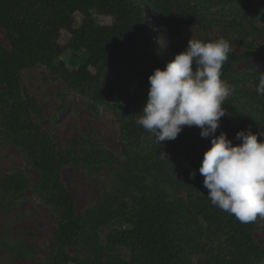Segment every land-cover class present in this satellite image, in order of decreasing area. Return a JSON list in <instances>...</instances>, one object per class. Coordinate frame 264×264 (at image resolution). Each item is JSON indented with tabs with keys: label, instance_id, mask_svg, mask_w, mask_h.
Instances as JSON below:
<instances>
[{
	"label": "trees",
	"instance_id": "trees-1",
	"mask_svg": "<svg viewBox=\"0 0 264 264\" xmlns=\"http://www.w3.org/2000/svg\"><path fill=\"white\" fill-rule=\"evenodd\" d=\"M147 5L166 19L172 33V25L188 24L201 30L204 42L229 41L232 51L221 76L232 88L222 105L225 116L236 124V133L264 132V96L256 91L264 69L246 74L235 69L243 60L262 56L252 38L264 35V0H153ZM98 17L112 23L101 25ZM146 20L140 0H0V28L9 43V48L0 45V144L23 149L28 168L37 176L34 183L21 173L0 176V208L27 189L46 203L54 219L51 264H262L264 248L253 236L257 220L243 223L214 206L203 186L199 167L211 138L182 166L177 158L189 152L187 145L182 147L177 139L157 142L137 123L149 76L168 63ZM212 27L219 36L210 35ZM63 32L69 39L61 45ZM234 45L244 52L235 53ZM67 53L80 60L78 67L68 69L63 60ZM33 66L62 70L65 85L87 101L89 111H110L119 128L124 156L117 173L119 188L104 193L100 204L81 215L61 180L62 165H112L113 158L99 140H83L87 152L76 153L75 143L60 151L42 132L36 123L43 119L40 108L20 80V71ZM143 138L149 139L146 145ZM193 171L195 179L190 177ZM149 176L157 187L169 185L173 199L155 194L146 185ZM107 224L116 227L103 246L99 229ZM71 247L86 249L91 257L76 258L68 252ZM18 248L34 251L22 243ZM122 248L130 251L129 259H102L106 249Z\"/></svg>",
	"mask_w": 264,
	"mask_h": 264
},
{
	"label": "rangeland",
	"instance_id": "rangeland-1",
	"mask_svg": "<svg viewBox=\"0 0 264 264\" xmlns=\"http://www.w3.org/2000/svg\"><path fill=\"white\" fill-rule=\"evenodd\" d=\"M140 1L147 12L146 28L155 37L160 55L168 62L186 48L190 38L202 40L201 30L194 25H172L176 30V33H172L167 29L166 19L148 7L147 1L153 0ZM80 20L81 17L76 15L77 25L80 24ZM97 21L101 25L112 23L107 17H98ZM210 35L217 37L220 32L216 27H212ZM68 39L69 35L63 32L59 43L64 45ZM252 39L256 45L255 51L261 52L262 56H254L251 60L239 62L235 69L240 74L259 68L264 69V35ZM0 45L9 48L7 36L1 28ZM233 50L237 54L244 52L237 45L233 46ZM63 60L70 70L80 65V60H72L70 53H67ZM20 80L23 91L34 97L40 108L43 119L36 121L37 125L60 151L73 148L75 143L76 153L87 152L89 148L83 144V140L90 142L99 140L101 148L112 155V165L105 163L84 165L73 161L62 165L61 180L71 195L76 213L81 215L85 210L100 204L104 193H114L119 188L117 173L124 156L115 118L110 111L101 108L97 113H91L87 101L65 85L62 70L51 72L44 66H33L20 71ZM149 88H146L147 92ZM236 128V124L224 116L215 135L218 136L223 131L236 145L240 143L235 139ZM176 139L182 147L186 145L189 147L188 153H182L177 158V162L185 166L191 155L204 147L210 138L201 137L198 127L185 126ZM148 141V138H143V145ZM10 173H21L30 183L37 181V176L28 168L25 151L15 145L0 144V176L4 177ZM152 179L153 177L149 176L146 185L155 194L162 193L172 200L173 192L170 186L163 184L157 187L153 185ZM15 197L14 203L0 208V264H51L48 246L54 233L52 213L44 201L34 196L31 189ZM256 220L254 240L264 248V216L258 215ZM115 227L114 224H107L99 229L100 242L103 246H106V236ZM20 243L34 251L19 249ZM68 252L80 259L90 256L83 248L71 247ZM110 256L129 259L130 251L125 248L117 251L106 249L102 259H108Z\"/></svg>",
	"mask_w": 264,
	"mask_h": 264
},
{
	"label": "clouds",
	"instance_id": "clouds-1",
	"mask_svg": "<svg viewBox=\"0 0 264 264\" xmlns=\"http://www.w3.org/2000/svg\"><path fill=\"white\" fill-rule=\"evenodd\" d=\"M231 51L224 38H190L183 51L149 76L147 101L137 123L157 142L175 140L185 126L198 127L201 137L211 138L199 167L208 198L247 223L264 216V141H258L264 132L238 131L236 145L223 131L215 135L228 114L222 105L232 88L221 76ZM259 73L256 91L264 96V72ZM195 176V171L190 173L192 179Z\"/></svg>",
	"mask_w": 264,
	"mask_h": 264
}]
</instances>
